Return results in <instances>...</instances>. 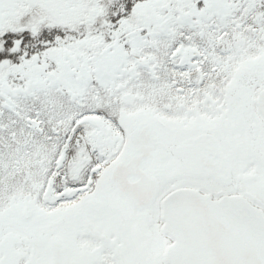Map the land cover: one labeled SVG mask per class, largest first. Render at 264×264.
Masks as SVG:
<instances>
[{
	"label": "snow or ice",
	"instance_id": "1",
	"mask_svg": "<svg viewBox=\"0 0 264 264\" xmlns=\"http://www.w3.org/2000/svg\"><path fill=\"white\" fill-rule=\"evenodd\" d=\"M0 264H264V0H0Z\"/></svg>",
	"mask_w": 264,
	"mask_h": 264
}]
</instances>
